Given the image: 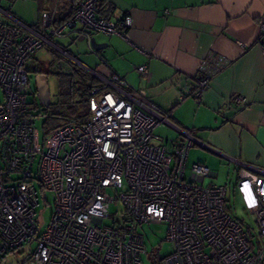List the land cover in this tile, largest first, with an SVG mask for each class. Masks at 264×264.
Segmentation results:
<instances>
[{
    "label": "built area",
    "instance_id": "2783aa9c",
    "mask_svg": "<svg viewBox=\"0 0 264 264\" xmlns=\"http://www.w3.org/2000/svg\"><path fill=\"white\" fill-rule=\"evenodd\" d=\"M99 1L77 0L64 17L42 11L37 26L6 21L10 15L0 6V259L22 249L30 264H143L146 247L136 225L165 222L172 250L161 264H264V168L232 159L236 193L255 216V243L229 213L226 187L204 183L210 169L192 163L186 171L192 137L159 140L154 131L170 123V113L126 90L120 76L102 78L103 89L90 87L86 119L64 120L47 132L45 150L36 149L26 64L79 25L122 36L131 17L106 18ZM209 62L186 79L179 101L199 100L226 64L220 56ZM137 69L146 72L145 65ZM232 99L247 103L241 94ZM38 190L51 207L46 223L37 221ZM115 201L123 216L105 223Z\"/></svg>",
    "mask_w": 264,
    "mask_h": 264
},
{
    "label": "crops",
    "instance_id": "0c3cea01",
    "mask_svg": "<svg viewBox=\"0 0 264 264\" xmlns=\"http://www.w3.org/2000/svg\"><path fill=\"white\" fill-rule=\"evenodd\" d=\"M2 1L10 15L3 17L6 21L38 25L39 15L36 22H27ZM76 4L41 0L40 9L64 17ZM99 8L112 20L131 17L122 36L100 33L96 38L106 44L105 52L90 49L83 35L93 32L81 25L54 38L61 48L68 41H86L89 51L81 56L70 51L71 58L97 79V87L104 88L102 78L118 75L126 90L169 112L170 123L164 124L175 132L171 139L185 142L191 136L187 159L193 148L191 159L209 167V176L218 175L211 170L217 158L236 173L232 159L264 168V30L259 27L264 0H100ZM210 56L223 57L226 64L199 100L187 96L179 101L186 79L208 66ZM140 65L146 66L144 74L138 72ZM235 94L247 103L238 105Z\"/></svg>",
    "mask_w": 264,
    "mask_h": 264
},
{
    "label": "rangeland",
    "instance_id": "374dc122",
    "mask_svg": "<svg viewBox=\"0 0 264 264\" xmlns=\"http://www.w3.org/2000/svg\"><path fill=\"white\" fill-rule=\"evenodd\" d=\"M40 1L41 0H3L2 2L6 6H11V10L21 19L27 22H36L38 15L39 17L41 15ZM92 32L95 38H100L102 36V34L98 32ZM70 51L73 52V54L81 56L84 52H88L89 48L85 40L76 41V43L68 41L64 45V48L56 45L53 51L47 48V45H43L37 52H35L34 56L36 58H33V56L26 64L29 68L27 73L29 90L27 101L30 103L31 111L35 115V147L39 152L45 150V136L48 130L56 125H61L64 122L63 118L71 115V105L78 108L80 112L87 111L86 105L78 102L80 100V90L74 92L73 101H71L67 95L62 94L69 87L67 79L69 77L56 73L60 70L68 71V68L66 67H68L69 62L75 65L78 69L86 71L79 62L71 58L73 57V54ZM37 62L43 67H38L36 64ZM38 70L46 72L51 101V105L48 108H45L40 104L36 93L35 74ZM76 78L77 77L75 76V79ZM75 86L78 87L80 84L76 82ZM2 100L3 91L0 87V102ZM154 133L159 136V140L166 141L171 139L175 132L170 125L161 123L156 127ZM159 140H156V142ZM192 150L193 148H191L189 152L190 158L187 159L186 163L187 172L189 171L191 164L196 162L191 159ZM216 163V168H211V170L217 171L218 175L214 177H206L204 183H215L226 187V206L229 213L237 219L245 229H248L252 242L256 243L260 236L258 235L255 216L253 213H248L243 208L242 202L235 190L237 173L234 171L233 166L224 162V160L217 158ZM38 195L39 205L37 207V221L41 223L44 220L46 223L50 215L51 207L49 204L46 206L44 205V200L39 190ZM122 210L123 206L119 201L111 202L109 207V213H111V216L105 219V223H111L112 217L121 218L123 216ZM136 229L144 237L146 251L142 254L143 264H161V258L172 250L171 242L166 239L167 224L165 222H144L137 224ZM27 253L28 251L26 250H16L14 253L7 254L1 258L0 264H30Z\"/></svg>",
    "mask_w": 264,
    "mask_h": 264
},
{
    "label": "trees",
    "instance_id": "16d2710c",
    "mask_svg": "<svg viewBox=\"0 0 264 264\" xmlns=\"http://www.w3.org/2000/svg\"><path fill=\"white\" fill-rule=\"evenodd\" d=\"M99 12H100V8H99ZM66 68H68V71L60 70V71L56 72L57 74H63L65 76L69 77V78H67L68 82H69V87L62 94L67 95V97L71 101H73L74 92L76 90H80V100L78 102L83 103L87 107V102H88V98H89L88 89L92 86H96V87L99 86L100 87V84L98 83L97 79L92 74H90L89 72H87L85 70L78 69L71 62H69V65ZM75 76L77 77L76 79H79V80H76ZM76 82H78L80 84V86L76 87L75 86ZM48 107H46V108H48ZM70 108H71V112H70L71 115L64 117L63 118L64 120H67V119L84 120V119H86V117L88 115V111L80 112L78 110V108H76L74 105H71ZM58 126L59 125L54 126L50 130H48V132L51 131L52 129L58 127ZM246 230L249 233L248 229H246Z\"/></svg>",
    "mask_w": 264,
    "mask_h": 264
},
{
    "label": "water",
    "instance_id": "95a60500",
    "mask_svg": "<svg viewBox=\"0 0 264 264\" xmlns=\"http://www.w3.org/2000/svg\"><path fill=\"white\" fill-rule=\"evenodd\" d=\"M83 38H86L90 49L93 50L94 52L97 53L101 49L102 52H105L104 48L106 44L99 43V41H97V39L93 34L86 33L83 35ZM35 86L40 104L45 108L48 107L51 101H50L49 86L47 83V76L45 72H39L35 74Z\"/></svg>",
    "mask_w": 264,
    "mask_h": 264
},
{
    "label": "flooded vegetation",
    "instance_id": "af4514ba",
    "mask_svg": "<svg viewBox=\"0 0 264 264\" xmlns=\"http://www.w3.org/2000/svg\"><path fill=\"white\" fill-rule=\"evenodd\" d=\"M39 72H43V71H37L36 74L39 73Z\"/></svg>",
    "mask_w": 264,
    "mask_h": 264
}]
</instances>
